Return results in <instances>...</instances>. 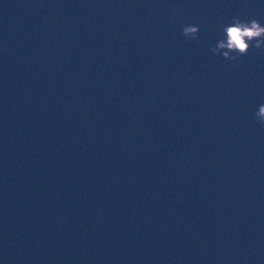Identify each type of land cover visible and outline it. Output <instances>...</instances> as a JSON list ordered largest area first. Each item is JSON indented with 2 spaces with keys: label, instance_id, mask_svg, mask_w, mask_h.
<instances>
[{
  "label": "water",
  "instance_id": "1",
  "mask_svg": "<svg viewBox=\"0 0 264 264\" xmlns=\"http://www.w3.org/2000/svg\"><path fill=\"white\" fill-rule=\"evenodd\" d=\"M233 18L264 0H0V264H264V50L210 51Z\"/></svg>",
  "mask_w": 264,
  "mask_h": 264
},
{
  "label": "clouds",
  "instance_id": "2",
  "mask_svg": "<svg viewBox=\"0 0 264 264\" xmlns=\"http://www.w3.org/2000/svg\"><path fill=\"white\" fill-rule=\"evenodd\" d=\"M198 33L199 27L194 25H186L182 29V35L189 41L197 39ZM222 33L223 37L210 51L226 60L239 62L253 47L264 50V26L256 19L241 21L233 18L232 23L222 28ZM254 116L264 126V104L258 106Z\"/></svg>",
  "mask_w": 264,
  "mask_h": 264
}]
</instances>
